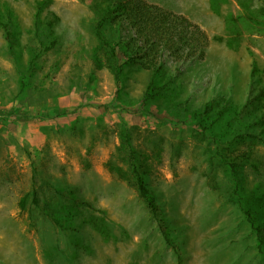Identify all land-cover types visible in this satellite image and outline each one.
I'll use <instances>...</instances> for the list:
<instances>
[{"label": "rangeland", "instance_id": "obj_1", "mask_svg": "<svg viewBox=\"0 0 264 264\" xmlns=\"http://www.w3.org/2000/svg\"><path fill=\"white\" fill-rule=\"evenodd\" d=\"M111 1L0 0V264H177L158 220L183 264H264L238 202L264 213V144L241 134L264 111V0H144L198 26L203 54L117 78L94 34Z\"/></svg>", "mask_w": 264, "mask_h": 264}, {"label": "trees", "instance_id": "obj_2", "mask_svg": "<svg viewBox=\"0 0 264 264\" xmlns=\"http://www.w3.org/2000/svg\"><path fill=\"white\" fill-rule=\"evenodd\" d=\"M4 20V17L0 15V27L4 40L8 44L9 52H13L12 41L16 39L17 33L12 31L8 25L9 22H4ZM94 34L99 45L108 51L107 58L109 61L111 58L114 63L111 71L116 78L122 65H136L143 70L154 71L155 73L165 72L164 61L166 57L164 54L174 59L175 64H191L196 56H202V50H198L196 44L205 39L200 28L192 25L184 17L175 16L160 7L149 5L144 0H117L101 7L99 18L94 24ZM120 56L123 64L118 63ZM248 91L249 102L248 107H245L247 111L257 107L258 97L262 94V91L254 89L253 86H250ZM212 107L211 103L206 105L205 114ZM252 113H255L256 117L246 125L251 128L255 124L257 130L250 131L246 127L241 134L264 144V111L256 109ZM196 126L203 128L201 123ZM130 152L131 172L138 195L151 214L157 217V209L144 173L141 172L142 168L136 163L133 149ZM27 198L24 196L20 199L19 207L21 210H25ZM238 202L244 213L245 222L256 241V252L264 256V225H261L257 218L258 215L264 214L263 208L255 206L249 210L243 208L242 198L238 199ZM32 203L37 207L38 202L34 192L32 193ZM158 221L166 243L177 255V264H183L181 248L173 242L170 234L167 233L161 223L162 221Z\"/></svg>", "mask_w": 264, "mask_h": 264}]
</instances>
